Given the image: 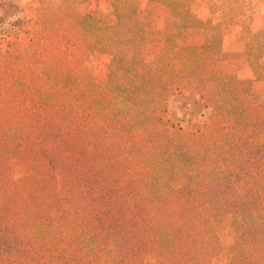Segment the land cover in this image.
<instances>
[{"label":"trees","instance_id":"16d2710c","mask_svg":"<svg viewBox=\"0 0 264 264\" xmlns=\"http://www.w3.org/2000/svg\"><path fill=\"white\" fill-rule=\"evenodd\" d=\"M45 1L54 23L83 45L76 65L107 52L119 79L96 91L79 117L66 101L42 99L32 105L49 111L27 132L16 133L14 121L0 120V226L30 230L28 241L0 245V264H145V252L153 264H211L222 245L210 222L225 214L237 232L228 264H264V117L250 120L242 101L253 81L264 80V64L256 65L264 29L251 32L240 0L234 6L220 0L217 22L193 14L192 0H148L165 9L161 49L151 62L142 58L148 32L139 18L145 9L140 0H107L116 19L103 31L90 14L76 17L77 0ZM193 26L216 34L215 44H177ZM87 27L96 36L90 38ZM231 27H240L251 78L222 70V60L238 54L222 47L221 35ZM180 57L185 60L175 67L171 60ZM74 71L69 77H83ZM63 74L59 68L57 77ZM41 75L40 86L53 91L49 77ZM83 78L99 85L86 71ZM24 85L7 93L14 109L28 104ZM175 90L198 94L209 108L203 129L168 126L157 114L166 112ZM261 107L264 113V102ZM25 146L32 148L26 153L32 163L15 178L3 157L24 156ZM218 159L241 170L253 192L243 196L219 178ZM117 204L127 210L125 227L114 212ZM66 239L75 254L58 257L54 247Z\"/></svg>","mask_w":264,"mask_h":264},{"label":"rangeland","instance_id":"374dc122","mask_svg":"<svg viewBox=\"0 0 264 264\" xmlns=\"http://www.w3.org/2000/svg\"><path fill=\"white\" fill-rule=\"evenodd\" d=\"M42 0H0V120L14 121L16 133L27 132L34 119L44 116L50 106L35 110L34 105L42 99L49 102H67V107L74 115L79 117L91 106L96 96V91L107 90L109 85L118 78V73L113 65H110L112 55L109 53L95 52L86 57V61L78 66L74 62L78 53L83 52L81 41L71 33L58 27L54 23V17L45 5L48 2ZM77 0L74 3L76 17H82L85 13L91 15V19L103 31L115 23V15L109 8L107 0H85L84 3ZM140 0L144 11L140 14V20L146 25L148 38L142 47V58L151 62L161 49L163 35L164 6L158 1ZM235 0L232 1L234 6ZM243 17L248 22L249 29L253 33L264 29V0H240ZM220 0H192L191 9L199 19H212L217 22L221 17L216 12L220 6ZM228 19H230L228 17ZM215 26V25H214ZM51 28L53 31L50 32ZM240 27L224 30L222 33V47L224 50L238 52L236 55H228L222 60V70L226 75H237L239 78H251L252 67L247 59L243 41L239 36ZM238 30V31H237ZM96 31V30H95ZM94 31V32H95ZM98 31V29H97ZM87 27L86 34L93 38L96 34ZM216 34L209 35L203 27H190L182 37L176 39L179 45H200L203 43L215 44ZM240 52V53H239ZM185 58L172 59L175 67H178ZM264 64V52L256 56V65ZM61 68L64 74L75 72L77 69L84 77L85 71L91 74L99 84L90 86V80H85L79 74L77 76L59 79L58 70ZM83 69L85 71H83ZM49 77L48 87L54 86V90H48L46 86H40L45 80L42 75ZM84 73V74H83ZM63 74V75H64ZM22 78V80H18ZM119 79V78H118ZM24 82L26 91L22 98L28 103L26 107H11L9 94L20 89L18 84ZM88 83V84H86ZM11 97V95H10ZM250 120H259L264 117L261 107L264 102V80L253 81L251 89L242 97ZM124 103V102H123ZM166 112H158L168 120V126L176 125L184 131L194 132L203 129L209 119L210 110L204 106L201 97L196 93L175 90L166 99ZM125 107V103L122 104ZM36 107V106H35ZM261 140L257 142L258 145ZM20 148V149H25ZM32 151L31 147H27ZM30 151L22 152L24 156L6 154L3 157L10 166L15 178L24 172V167L32 163L28 159ZM215 172L222 180H227L237 189L239 194L245 196L253 192V187L245 178L242 171L223 160L214 161ZM26 188L30 186L25 182ZM114 212L119 217L122 226H127V210L123 205H115ZM231 215L225 214L211 219V226L220 239L222 252L212 259L211 264H228L233 252V242L237 232L231 226ZM30 239V230L23 227L10 225L0 226V245L8 242H26ZM54 253L58 257L66 258L75 254L74 247L69 239L54 247ZM145 264H153L154 260L148 253H144Z\"/></svg>","mask_w":264,"mask_h":264}]
</instances>
